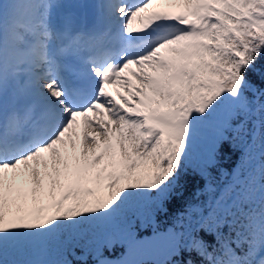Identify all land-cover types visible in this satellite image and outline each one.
Segmentation results:
<instances>
[{
    "label": "snow or ice",
    "instance_id": "1",
    "mask_svg": "<svg viewBox=\"0 0 264 264\" xmlns=\"http://www.w3.org/2000/svg\"><path fill=\"white\" fill-rule=\"evenodd\" d=\"M225 146L241 171L138 238ZM160 252L264 264V0H0V264Z\"/></svg>",
    "mask_w": 264,
    "mask_h": 264
},
{
    "label": "trees",
    "instance_id": "2",
    "mask_svg": "<svg viewBox=\"0 0 264 264\" xmlns=\"http://www.w3.org/2000/svg\"><path fill=\"white\" fill-rule=\"evenodd\" d=\"M244 163L243 148L234 147L225 148L222 150L217 164L209 170L207 177H201L189 170L185 184V192L182 199L172 200L167 204L166 212L156 214L153 221L147 224L146 227H137L138 238H152L155 234H167L175 224L178 217L185 214V211L190 203H203L212 197L214 194L211 189H220L232 180V174L241 171V166ZM123 247L117 246L114 252L105 254L109 258H116L120 253L124 252ZM163 255H157L161 258ZM146 264H157L153 257H141Z\"/></svg>",
    "mask_w": 264,
    "mask_h": 264
},
{
    "label": "rangeland",
    "instance_id": "3",
    "mask_svg": "<svg viewBox=\"0 0 264 264\" xmlns=\"http://www.w3.org/2000/svg\"><path fill=\"white\" fill-rule=\"evenodd\" d=\"M157 235H159V236H164V235H167V234H165V233H161V234H157ZM142 238H144V237H142ZM146 238V237H145ZM153 238V237H152ZM156 255H163V253L162 252H160V253H157ZM144 257H153L154 258V255L153 254H147V255H144Z\"/></svg>",
    "mask_w": 264,
    "mask_h": 264
},
{
    "label": "water",
    "instance_id": "4",
    "mask_svg": "<svg viewBox=\"0 0 264 264\" xmlns=\"http://www.w3.org/2000/svg\"><path fill=\"white\" fill-rule=\"evenodd\" d=\"M218 195V194H217ZM163 259H165V257L163 256L161 259H158L156 258V260L159 262V261H162Z\"/></svg>",
    "mask_w": 264,
    "mask_h": 264
},
{
    "label": "bare ground",
    "instance_id": "5",
    "mask_svg": "<svg viewBox=\"0 0 264 264\" xmlns=\"http://www.w3.org/2000/svg\"><path fill=\"white\" fill-rule=\"evenodd\" d=\"M110 90H112L114 92V94H115V90L114 89H110Z\"/></svg>",
    "mask_w": 264,
    "mask_h": 264
}]
</instances>
